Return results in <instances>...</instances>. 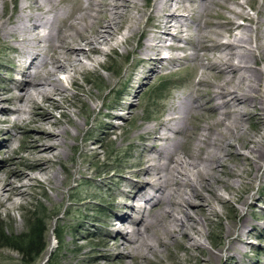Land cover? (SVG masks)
<instances>
[{
    "label": "bare ground",
    "instance_id": "bare-ground-1",
    "mask_svg": "<svg viewBox=\"0 0 264 264\" xmlns=\"http://www.w3.org/2000/svg\"><path fill=\"white\" fill-rule=\"evenodd\" d=\"M141 1L19 0L6 19L4 10L0 13V42L18 55L8 66L0 63L18 75L5 79L7 84L0 81V123L12 120L32 128L23 135V152L8 155L0 164V207L7 212L19 208L34 184L61 186L64 179L57 167L69 171L65 158H72L70 149L99 158L100 151L89 142L98 139V126L88 125L102 106L90 105L82 122L74 118L72 107L91 95L87 75L106 67L103 56L118 48L125 55L135 54L137 64H150L141 79L153 75L159 64L173 68L186 60L199 67L193 91L174 99L159 121L134 134L142 147L139 166L132 169L137 179L119 175L113 193L104 197L99 190L101 203L88 202L104 207L103 249L96 254L108 258L105 264H130L128 258L140 264L153 256L161 260L174 244L196 255L201 264H217L223 250L205 252L201 242L216 216L219 237L236 231L224 249V264H243L238 255L249 243L244 238L252 230L264 235V228L242 217L238 225L225 228L217 202L231 199L243 179L253 181L264 159V2L153 0L146 12ZM213 7L218 9L214 18ZM145 16L154 22L150 32L141 25ZM179 50L182 55H176ZM135 78L111 111L102 113L108 118L99 126L107 129L103 141H111L114 129L108 127L119 116L114 110L129 116L136 108L131 101ZM253 117L258 120L254 130L247 126ZM258 178L264 182V173ZM221 189L227 191L226 198ZM247 227L250 231L241 236ZM80 230L75 243L83 236ZM258 248L254 264H264V246Z\"/></svg>",
    "mask_w": 264,
    "mask_h": 264
},
{
    "label": "rangeland",
    "instance_id": "rangeland-1",
    "mask_svg": "<svg viewBox=\"0 0 264 264\" xmlns=\"http://www.w3.org/2000/svg\"><path fill=\"white\" fill-rule=\"evenodd\" d=\"M2 1L5 3L4 6H2ZM18 1L0 0V13L4 10L3 17L5 19L14 13L13 9ZM152 1L142 0L140 2L144 5L142 10L147 12ZM254 2L261 4L264 1L254 0ZM245 9L250 14L254 12L247 4ZM217 11L218 9L213 7L211 10L212 15L210 14V16L214 18V13ZM212 18L211 20H215ZM203 19L207 20L208 16ZM153 23V20L150 21L148 16H145L141 25L145 26L147 31L150 32ZM190 26L191 30L195 29L193 20ZM136 43L137 41L133 40L132 46L134 48ZM177 52L176 55L183 54L180 50ZM17 56V53L0 42V63L7 65L10 63V59H15ZM102 58L106 62V67H101L97 75L94 73L87 75L89 81L86 84L91 88V95L87 96V98L85 97V102L76 101L75 106L72 107V110H74L72 115L79 122H82L90 105L102 106L100 114L96 113L98 107L95 109L97 119L92 121V118H90L88 125L90 127L92 122L93 124L95 123V127L98 126L94 128V137L96 138L97 136L102 142H99L98 139H89V142L93 143L91 146H96L98 151H100L99 158L94 160V157L88 153H82L80 150L71 151L70 149L68 153L72 155V158H69L68 155L65 158V165L69 168V171L60 166L57 167L61 172V177L64 179L61 186L53 189L47 184H34L29 189L27 199L19 208L10 209L7 212L0 207V228L3 234L8 237L25 233L29 216L38 213L39 217L42 218L43 224L47 228L44 234L45 248L33 257V261L30 264H48L50 261L56 264H105L108 262L107 257L97 255L103 249L99 244L104 235L102 232L103 227H101L103 225L104 207L100 204L93 206V204L88 202L101 203L99 197L96 196L99 190H102L101 195L104 197L113 193L111 190L116 185L119 175L137 179L132 174V169L135 170L139 166L137 162L142 147L138 146L141 139L134 135L135 132L140 127L149 126L159 121L161 116H163L162 114L169 110L174 99L190 94L197 84L198 75L195 72L199 71V67L196 68L195 66L198 65H195L196 63L192 64L190 61L180 60V62H177L178 65L173 68H165V65L159 64L153 75L147 79H141L150 64H137L138 61H136L135 54L125 55L122 48H118L117 53H112ZM17 76L11 70L6 69V67L0 66V81L4 79L3 81L6 83L12 77ZM132 77L136 78L133 80L134 87L131 101L133 105H136V108L129 113V116L124 110H114L119 116L112 119V125L108 127L109 129H114L109 135L111 141H103V131L107 129H102L99 126L103 122L108 121V118L102 113L111 111L112 106L120 100L121 93L125 90ZM80 80L82 81L81 77ZM1 84L2 82H0ZM106 84L107 86H105ZM78 112L80 113L78 114ZM26 116L27 114L23 115L24 118ZM56 116H59L58 112H56ZM94 116L95 114L93 118ZM247 123L250 129H257L258 120L255 117L249 119ZM27 128L24 124L20 122L14 123L12 120L0 123V149L5 150L4 153L0 154V164L4 163V159L8 155H13L14 157L17 155L16 153L23 152V135L32 131V128ZM80 139L82 140V138ZM81 140H78L79 144ZM239 151L241 154L246 152L244 149H239ZM85 170L90 171L89 175L83 173ZM262 173H264V159L261 161L256 178L251 182H246L243 179L242 185L236 187L231 199L226 198L228 196L226 190H220L226 198L223 202H217L219 216L225 228L230 224L238 225L241 217L247 220L248 224L256 225V223H259L264 228V182L258 178ZM84 176H86V180H84ZM87 204H89L88 207H86ZM216 221L217 217L213 216L205 227L207 237L202 238L201 242L205 246V252L223 250L220 252L221 257L217 264H224L226 254L224 249L228 244V240L236 235V231H232L228 237L226 235L219 237L220 229ZM79 222L83 230L78 229L77 224ZM78 230L83 232V236L75 243L73 238ZM248 231H250V227L244 228L241 236L247 235ZM251 235L244 238L249 243L244 252L238 255L243 264H254L258 259V246H264V235L260 233V230H252ZM239 246L237 244V250ZM163 254L162 261L153 256L150 261H141L140 264L204 263L203 261L197 262L196 255L194 256L174 244L170 246L169 251L164 250ZM174 254H177V256ZM128 260L130 264H136L130 258ZM0 264H22L21 254L10 247L4 246L0 248ZM209 264L213 263L209 261Z\"/></svg>",
    "mask_w": 264,
    "mask_h": 264
},
{
    "label": "trees",
    "instance_id": "trees-1",
    "mask_svg": "<svg viewBox=\"0 0 264 264\" xmlns=\"http://www.w3.org/2000/svg\"><path fill=\"white\" fill-rule=\"evenodd\" d=\"M27 230L25 233L8 237L0 228V248L6 246L21 254L22 264H30L33 257L45 248L44 234L47 228L43 220L36 213L27 218ZM48 264H56L48 262Z\"/></svg>",
    "mask_w": 264,
    "mask_h": 264
}]
</instances>
